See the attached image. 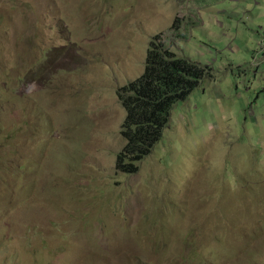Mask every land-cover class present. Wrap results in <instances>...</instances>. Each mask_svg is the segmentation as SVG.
<instances>
[{
    "label": "rangeland",
    "instance_id": "rangeland-1",
    "mask_svg": "<svg viewBox=\"0 0 264 264\" xmlns=\"http://www.w3.org/2000/svg\"><path fill=\"white\" fill-rule=\"evenodd\" d=\"M161 34L215 77L129 175ZM263 46L264 0H0V264H264Z\"/></svg>",
    "mask_w": 264,
    "mask_h": 264
},
{
    "label": "trees",
    "instance_id": "trees-1",
    "mask_svg": "<svg viewBox=\"0 0 264 264\" xmlns=\"http://www.w3.org/2000/svg\"><path fill=\"white\" fill-rule=\"evenodd\" d=\"M174 25V30L182 28L181 20ZM214 77L213 67L179 56L164 34L155 37L144 74L119 93L127 111L122 128L126 146L118 155L119 168L129 175L138 172V164L162 139L176 104L188 100L205 79Z\"/></svg>",
    "mask_w": 264,
    "mask_h": 264
},
{
    "label": "crops",
    "instance_id": "crops-1",
    "mask_svg": "<svg viewBox=\"0 0 264 264\" xmlns=\"http://www.w3.org/2000/svg\"><path fill=\"white\" fill-rule=\"evenodd\" d=\"M233 1H235V0H233ZM260 4V3H259ZM263 53H264V46H263V51H262Z\"/></svg>",
    "mask_w": 264,
    "mask_h": 264
},
{
    "label": "clouds",
    "instance_id": "clouds-1",
    "mask_svg": "<svg viewBox=\"0 0 264 264\" xmlns=\"http://www.w3.org/2000/svg\"><path fill=\"white\" fill-rule=\"evenodd\" d=\"M263 51V50H262Z\"/></svg>",
    "mask_w": 264,
    "mask_h": 264
}]
</instances>
